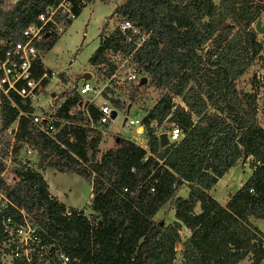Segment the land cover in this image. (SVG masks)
<instances>
[{"label":"trees","instance_id":"trees-1","mask_svg":"<svg viewBox=\"0 0 264 264\" xmlns=\"http://www.w3.org/2000/svg\"><path fill=\"white\" fill-rule=\"evenodd\" d=\"M60 1L0 0V37L19 39L27 24L39 22L38 15ZM67 1L74 18L92 0ZM263 1L120 0L115 5L110 17L128 20L148 35L136 47L139 34H122L116 25L105 32V22L87 62L103 82L115 68L111 55L130 54L149 85L159 89L141 118L147 150L118 138L117 146L100 152V132L89 126L99 115L98 106L83 103L74 88L64 92L54 110L65 122L56 123L51 134L18 117V140L10 154L14 166L3 192L50 247L68 255L69 264H173L181 227L188 234L179 264H238L244 259L262 264L264 233L253 221L264 220V128L256 117L264 64L251 72L248 91L238 81L262 53L251 24L258 20ZM66 14L57 10L53 20L66 28L73 19ZM49 28L53 24L47 21L44 29ZM58 37L52 30L42 35L36 43L39 52L45 54ZM42 72L48 71L38 61L34 76ZM47 82L43 79L42 86ZM144 84L117 87L111 82L103 92L110 95L107 104L122 110L124 96L134 103ZM8 95L16 107L32 111L17 95ZM16 116L17 108L0 97V153L5 159L4 129ZM171 123L180 131L178 139L170 142L166 137L160 144L157 129L164 132ZM23 145L32 149L33 166L20 158ZM246 157L251 172L219 203L209 191ZM47 168L87 181L92 194L88 215L67 210L49 194L41 174ZM183 186L185 197L177 195ZM166 202L174 220L163 225L153 216ZM9 212L19 215L13 208Z\"/></svg>","mask_w":264,"mask_h":264},{"label":"rangeland","instance_id":"rangeland-1","mask_svg":"<svg viewBox=\"0 0 264 264\" xmlns=\"http://www.w3.org/2000/svg\"><path fill=\"white\" fill-rule=\"evenodd\" d=\"M119 1L120 0H110L108 2H102L100 0H92L87 3L59 35L52 47L45 54H41V63L43 67L47 71L52 72L53 77L49 79V82L40 90L37 102L31 104L32 111L38 113L45 110H55L60 102L64 100L62 96L64 92L70 88H74L81 81V76L85 72L90 74V77L87 78L89 81L94 82L98 86L102 84L99 74L94 67H90L87 58L98 44V32L101 26L106 22V25L103 27L105 32L112 30L115 26L117 19L115 17H110V14ZM258 20H260V26L264 28V8L261 10ZM251 26H253V23ZM255 34L261 46H264V30L261 33L255 31ZM260 63L264 64L263 53L260 54V59H258L255 65L239 79V88L245 91L249 90V77L251 72L255 69V66ZM262 81L263 88L257 92L256 117L258 123L264 128V68L262 69ZM106 93H102L101 97L98 96L94 99L96 105L107 103V100L109 101L108 97L110 95ZM158 96L159 89L149 85L146 76L144 88L139 89L135 93L134 103L130 102L124 96L125 108L116 110L115 117L98 129L100 132L99 151L103 152L105 149L117 146L118 138L127 136H132L133 142L147 150V141L143 134L141 118L146 111L151 108ZM81 98L83 103H87L89 99V97L84 95H82ZM175 102L180 104L178 97L175 98ZM135 118L140 120L139 129H137V126L130 125L127 122L128 119ZM159 130L160 129H157L158 133ZM140 133H142V135H140ZM20 151V154H22V148H20ZM29 157V163L33 166L36 158H34L32 154L29 155ZM5 160L6 159L3 158L0 153V164H4ZM11 166H14V164L10 161L9 170ZM251 170L250 158L246 157L238 160L213 186L209 191L210 195L219 203L223 204L227 198V194L238 189ZM42 177L50 192L63 200L67 207L80 209L85 215L89 214L92 194L89 184L81 176L75 173L55 172L52 168H47L42 172ZM186 193L187 189L183 186L178 190L177 195L185 197ZM153 219L161 222L163 225L171 223L174 220L171 205L166 202L159 207ZM253 222L256 224V227L260 228L264 233V220H254ZM178 233L179 241L175 245L176 254L173 264H179V253L182 248V242L188 234L184 227H181ZM247 261L248 260L244 259L240 264H248ZM3 264L10 263L9 261H4ZM262 264H264V260Z\"/></svg>","mask_w":264,"mask_h":264},{"label":"built area","instance_id":"built-area-1","mask_svg":"<svg viewBox=\"0 0 264 264\" xmlns=\"http://www.w3.org/2000/svg\"><path fill=\"white\" fill-rule=\"evenodd\" d=\"M11 2L15 0H9ZM57 10L60 13L67 12V18L72 19L73 16L69 11V2L61 0L55 7L47 8L45 13L38 15L39 22H31L27 24L19 34V39L12 40L8 38L4 40L0 37V97H5L7 104L17 108V116L6 126L3 136L8 141L7 157L0 169V264L9 261L10 264H69V257L63 251L54 250L48 243L37 233V227L25 212L13 205L3 192V186L10 181V154L11 147L17 142L18 134V117L24 116L35 129L46 134H51L55 129V124L65 122L61 117L54 115V110H45L41 112H26L16 107L14 101L9 97L12 92L17 95L23 104L31 107L33 102H37L38 95L44 87L41 84L43 79L53 77V73L42 72L38 76H34L36 62H41V53L36 47L42 35L48 33L49 30L55 31L60 35L64 31V26L53 20V14ZM51 22L53 28L44 29L46 22ZM118 29L125 34L130 31L131 34H139V40L136 47L147 37L148 33H140L134 28L128 20H119L115 24ZM111 61L115 65L112 74L106 78L100 86L89 79L81 81L74 87L79 95L89 97L87 104L94 103V99L101 97L102 93L111 82L117 87H121L124 83L136 84L143 75L131 62V55L123 56L121 53H113ZM99 115L93 122H89V126L97 130L112 120L110 112L113 109L107 103L99 104ZM115 110V109H114ZM128 124L140 126V120L128 119ZM96 124V126H95ZM165 133L170 142L176 141L180 131L174 124H169ZM32 149L23 145L20 158L24 161H30L29 155ZM251 191V189H249ZM13 208L17 211L9 212Z\"/></svg>","mask_w":264,"mask_h":264},{"label":"water","instance_id":"water-1","mask_svg":"<svg viewBox=\"0 0 264 264\" xmlns=\"http://www.w3.org/2000/svg\"><path fill=\"white\" fill-rule=\"evenodd\" d=\"M253 28L256 32H263L264 28L260 26V20H256ZM44 35H47V33H45ZM262 53L264 54V46L262 47ZM90 77V74L88 72H85L82 74L81 79L86 80L87 78ZM146 82V78L143 76L140 78L139 83H145ZM116 115V110L112 109L110 112V118L113 119ZM159 138V142L160 144H164L166 142V134L165 133H160L158 135ZM68 210V209H67Z\"/></svg>","mask_w":264,"mask_h":264},{"label":"crops","instance_id":"crops-1","mask_svg":"<svg viewBox=\"0 0 264 264\" xmlns=\"http://www.w3.org/2000/svg\"><path fill=\"white\" fill-rule=\"evenodd\" d=\"M100 31V30H99ZM98 34H99V32H98ZM96 48V47H95ZM94 48V49H95ZM91 54V53H90ZM52 78V77H51ZM51 78H49V79H51ZM60 78V77H59ZM49 79L47 80L48 82H49ZM94 104H95V102H94ZM137 129H139L138 127H137ZM102 134H103V131H102ZM140 135H142V133H140ZM125 139H129V140H131V141H134L133 140V138H132V136H127V137H124ZM106 150V149H105ZM102 152V151H101ZM43 172V171H42ZM42 172H41V174H42ZM56 172V171H55ZM219 180V179H218ZM218 182V181H217ZM216 182V183H217ZM48 191L50 192V190L48 189ZM210 193V192H209ZM50 194L53 196V197H55L58 201H60V202H62L63 204H64V206L68 209L69 207H67L66 205H65V203L63 202V200H61V199H59L56 195H54V194H52L51 192H50ZM213 197V196H212ZM215 199V198H214ZM77 209V208H76ZM77 210H80V209H77ZM90 213V212H89ZM253 224H254V222H253ZM255 226H256V224H254ZM258 230H260L261 232H262V230L260 229V228H258ZM263 233V232H262ZM247 260V259H246ZM243 261V260H242ZM242 261H240L238 264H240ZM247 263L249 264V261H247Z\"/></svg>","mask_w":264,"mask_h":264}]
</instances>
